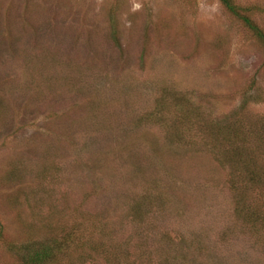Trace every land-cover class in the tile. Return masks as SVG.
I'll return each instance as SVG.
<instances>
[{
    "label": "rangeland",
    "instance_id": "obj_1",
    "mask_svg": "<svg viewBox=\"0 0 264 264\" xmlns=\"http://www.w3.org/2000/svg\"><path fill=\"white\" fill-rule=\"evenodd\" d=\"M235 1L264 27V0ZM251 94L264 96V47L219 0H0V220L24 241L75 205L117 221L137 203L154 211L152 246L201 232L226 263L264 264L235 227L225 171L205 151L171 155L148 118L182 98L217 120L255 118Z\"/></svg>",
    "mask_w": 264,
    "mask_h": 264
},
{
    "label": "trees",
    "instance_id": "obj_2",
    "mask_svg": "<svg viewBox=\"0 0 264 264\" xmlns=\"http://www.w3.org/2000/svg\"><path fill=\"white\" fill-rule=\"evenodd\" d=\"M219 1L264 47V27L256 19L255 7L235 0ZM179 101L174 115L170 106L165 108L158 103L155 112L147 114L149 120L156 121L168 134L165 140L171 155L191 149L205 151L225 171L226 184L234 196L235 227L255 244L264 246V113L253 118L240 110L217 120L210 113L206 116L199 113L187 99ZM247 101L264 102V96L251 94ZM168 167L169 164L166 171L171 179L173 174ZM170 167L173 168L171 163ZM159 188V194L167 199L166 187ZM55 211L54 215L62 216ZM72 211L76 216L71 221L40 218L39 224L31 222L37 228L29 232L24 227L27 234L24 241L10 235L9 227L0 220V245L10 256L0 264H185L189 258H193V264H228L225 257L213 252L207 244L208 237L201 232H194L192 238L165 234L161 242L152 246L145 232L152 229L150 218L154 211L148 208L143 211L140 204L130 205L124 219L117 221L78 205ZM178 241L197 244V249L185 250ZM189 252L192 253L188 256ZM205 256L209 257L208 262Z\"/></svg>",
    "mask_w": 264,
    "mask_h": 264
}]
</instances>
